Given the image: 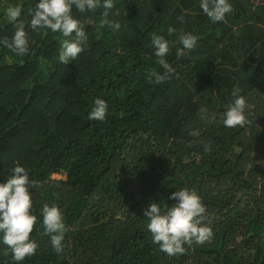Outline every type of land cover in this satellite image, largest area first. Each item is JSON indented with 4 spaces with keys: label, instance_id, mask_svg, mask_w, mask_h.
I'll list each match as a JSON object with an SVG mask.
<instances>
[{
    "label": "trees",
    "instance_id": "obj_1",
    "mask_svg": "<svg viewBox=\"0 0 264 264\" xmlns=\"http://www.w3.org/2000/svg\"><path fill=\"white\" fill-rule=\"evenodd\" d=\"M230 2L218 23L200 0H114L107 17L74 7L88 40L65 64V38L30 27L36 0H0V37L15 31L5 9L20 4L29 40L23 56L0 46V183L17 165L36 181L39 247L22 264H264V0ZM186 32L197 45L177 58ZM152 34L169 41L174 69L160 84L148 80L165 72ZM236 95L246 121L227 128ZM97 97L108 105L102 121L88 119ZM184 187L202 198L213 235L169 256L152 242L144 210L172 206ZM44 203L64 214L60 253L42 235ZM0 264H17L2 244Z\"/></svg>",
    "mask_w": 264,
    "mask_h": 264
},
{
    "label": "clouds",
    "instance_id": "obj_2",
    "mask_svg": "<svg viewBox=\"0 0 264 264\" xmlns=\"http://www.w3.org/2000/svg\"><path fill=\"white\" fill-rule=\"evenodd\" d=\"M80 12L94 11L98 7L104 9L103 16L107 17L114 7V0H36L35 8L29 9L31 15L30 27L33 31L48 29L53 33L59 32L65 39L59 49V60L68 64L74 61L84 51L88 35L79 21L73 15V8ZM200 8L213 22L226 20L233 11L230 0H200ZM22 6L10 5L5 9V19L15 28L12 36L0 37V46L8 48L17 55H26L29 51V40L25 23L20 19ZM113 30H119L118 21H107ZM170 32L174 31L169 29ZM181 47L176 49L177 58L190 53L197 45L198 37L191 32L179 36ZM151 44L159 64L163 66V74L153 71L149 83H163L174 69L165 57L169 53V41L158 34L151 35ZM246 99L236 95L229 104L225 105L223 124L227 128L242 126L246 121ZM108 112L107 102L97 97L93 101L89 120H104ZM191 135H199L193 131ZM36 181L29 175L25 167L17 165L11 170L6 181L0 183V244L5 246V255L10 251L12 259L22 264L28 257L36 254L39 247L32 236L38 217L33 212L34 202L29 191ZM170 199L176 201L172 206L167 203L153 201L144 210L147 220L146 228L151 233V239L160 251L169 256L182 254L185 245L204 243L213 235L211 227L204 222L206 211L202 198L194 189L179 188L173 192ZM43 228L42 235L50 238L52 247L57 253L64 250L67 226L64 214L57 204L44 203L41 209Z\"/></svg>",
    "mask_w": 264,
    "mask_h": 264
},
{
    "label": "rangeland",
    "instance_id": "obj_3",
    "mask_svg": "<svg viewBox=\"0 0 264 264\" xmlns=\"http://www.w3.org/2000/svg\"><path fill=\"white\" fill-rule=\"evenodd\" d=\"M53 177H54V178H62V177L59 176V175H54Z\"/></svg>",
    "mask_w": 264,
    "mask_h": 264
}]
</instances>
